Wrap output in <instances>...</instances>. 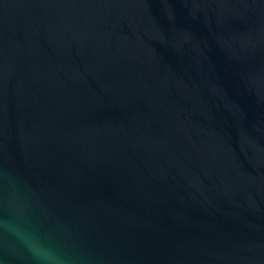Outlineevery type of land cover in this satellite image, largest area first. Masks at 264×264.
Instances as JSON below:
<instances>
[{"label": "water", "instance_id": "water-1", "mask_svg": "<svg viewBox=\"0 0 264 264\" xmlns=\"http://www.w3.org/2000/svg\"><path fill=\"white\" fill-rule=\"evenodd\" d=\"M0 219L68 264H264V0H0Z\"/></svg>", "mask_w": 264, "mask_h": 264}, {"label": "clouds", "instance_id": "clouds-1", "mask_svg": "<svg viewBox=\"0 0 264 264\" xmlns=\"http://www.w3.org/2000/svg\"><path fill=\"white\" fill-rule=\"evenodd\" d=\"M0 232L7 233L17 242L31 264H68L64 256L58 254L19 220L0 219Z\"/></svg>", "mask_w": 264, "mask_h": 264}]
</instances>
